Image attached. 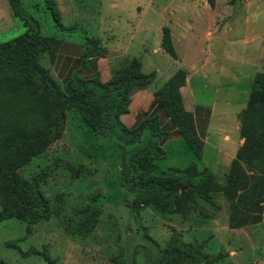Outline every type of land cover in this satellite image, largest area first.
I'll return each instance as SVG.
<instances>
[{"label":"rangeland","instance_id":"rangeland-1","mask_svg":"<svg viewBox=\"0 0 264 264\" xmlns=\"http://www.w3.org/2000/svg\"><path fill=\"white\" fill-rule=\"evenodd\" d=\"M54 1L63 27L75 35H87L105 52L134 56L141 67L143 63L142 73H155L157 89L182 70L181 95L192 96L187 80L198 79L195 101L199 104L212 101L216 88L234 90V105L226 107L229 116L220 111L211 117L212 129L201 157L195 158L185 141L172 142L154 172L197 184L204 176L190 178L168 170L195 163L198 171L207 167L222 185L239 147L231 151L219 147L220 162L215 167L210 163L214 154L204 155V150L217 148L219 141L232 144L242 139L239 116L255 74L264 73V0H215L214 8L207 0ZM19 6L24 16L39 24L43 36L62 34L45 0H19ZM164 26L170 28L177 59L159 52ZM26 31L9 0H0V45ZM186 101L187 108L193 106L192 99ZM219 120L227 121L221 134ZM120 154L108 140L91 132L76 112L69 111L61 138L18 170L24 179L43 177L40 190L51 200L53 214L33 225L16 219L0 223V260L7 264H160L164 249L179 237L217 258L214 264H264V204L261 222L244 226H239L246 217L240 212L251 214L254 209L249 205L232 212L230 202L216 192L209 204L197 196L186 214L160 213L148 206L137 217L128 207L134 196L122 182ZM86 206L99 211L88 234L76 228L73 220V213ZM231 219L239 227L230 226Z\"/></svg>","mask_w":264,"mask_h":264},{"label":"trees","instance_id":"trees-1","mask_svg":"<svg viewBox=\"0 0 264 264\" xmlns=\"http://www.w3.org/2000/svg\"><path fill=\"white\" fill-rule=\"evenodd\" d=\"M56 25L54 0H45ZM13 14L27 26V31L0 45V223L16 219L26 224L48 221L54 208L40 190L39 178L24 179L18 170L41 155L59 140L64 132L67 113L76 112L86 127L108 140L120 150V176L133 194L128 204L131 214L139 217L143 208L152 206L160 213L186 214L189 203L198 196L206 201L221 192L230 202L232 212L251 206L239 226L261 222L264 204V73H256L250 87L246 107L239 116V134L243 144L231 161L225 180L219 185L206 171L195 164L181 170L190 178L204 176L199 183L181 182L165 175H155L156 162L166 157L160 142L166 133L160 129L157 112L143 118L135 127L127 128L120 120L129 111L131 95L146 89L155 73L144 74L141 63L132 58L112 72L108 82L97 78L82 79L74 75L59 85L42 66L40 58L51 59L59 41L43 36L38 23L21 13L19 0H9ZM214 8L215 0H207ZM161 48L177 59L170 28L161 29ZM98 47L89 40L88 53ZM185 85V72L178 70L153 94L158 110L164 112L195 157H201L203 141L198 137L194 116L183 104L180 89ZM78 172L75 173V176ZM76 228L88 234L99 215L89 206L74 212ZM235 224V223H234ZM232 219L230 226L234 225ZM201 247L184 243L179 237L170 241L161 254L160 264H214L217 260L203 253ZM0 264H7L0 260Z\"/></svg>","mask_w":264,"mask_h":264},{"label":"crops","instance_id":"crops-1","mask_svg":"<svg viewBox=\"0 0 264 264\" xmlns=\"http://www.w3.org/2000/svg\"><path fill=\"white\" fill-rule=\"evenodd\" d=\"M67 28L68 27H66V29H60L59 31L62 32V34L60 35L57 34L51 35L56 39H58L59 41L53 59L50 60L47 54H44L41 58L42 66H44L49 71L51 77L61 86L65 85L74 75H78L82 79L97 78L103 83L108 82L114 70L123 67L127 61H129L132 58H135L134 56L127 55L125 53L110 54L112 51L105 52L99 47L95 49L93 52L86 54L88 52L90 39H88L87 35H77V34L75 35L74 30L70 31ZM160 33H161L160 34V38H161L162 37L161 30ZM160 48H159L160 50L159 52H161L162 50ZM152 52L153 54L155 53L154 50ZM142 69H143V63H142L141 71ZM156 73H157L156 75H158L157 70ZM190 81L191 80L189 79L187 80L188 82L187 88L188 91L192 94V96L190 95L191 97L190 96L185 97L183 93L182 94L183 104L185 109L191 112L194 116L196 132L198 137L204 143H207V141L209 140V135L213 124L211 117H217L220 111H222V115L229 116L228 109L226 107L234 105L232 103L231 97L235 96L236 94L233 89L229 90L227 88L219 87L214 89L213 93L216 96L212 101H210L209 103L207 102V103L199 104L198 102L195 101L196 86L198 85L197 84L198 79L193 82ZM156 84H158L157 78H156ZM203 86L205 87L204 88L205 90L206 88H208L206 85ZM156 90L157 88L152 83L146 89L134 92L131 95L129 111L127 114L122 115L120 117V120L127 128H133L143 118H146L151 114L157 112L159 117L160 129L166 133V136L160 142L161 148L165 151V147L168 144L172 142H179L183 139L180 137L176 128L172 125L169 118L164 114V112L156 108V105L154 103V96H153ZM190 99H192L193 101V106L191 107L190 105L187 108L186 100H190ZM224 120H226L225 117ZM224 120L222 121L219 120V122H216L218 124L217 127H220L219 134L222 133L221 130H223V128L227 127V125L225 124L227 121ZM216 121H218V119H216ZM237 127L239 129V125ZM242 144H243V139H239V138L237 141L233 140L232 144H224L221 141H219L218 147L215 149H210L209 146L208 148L206 147L204 150V155L205 152H212V154H214L213 156L215 157L214 158L212 157V161L210 163H212V167H215L216 164L220 162V160L217 159L218 158L217 155L221 154L219 147H223V146L225 148L228 147L231 151L232 149L234 150L237 149V147H240ZM157 162H156V167H157L156 171L158 170ZM192 164L195 163H191L190 165ZM188 166L178 169L169 168L168 170L169 172L172 171L175 174L177 173L182 175L184 173L181 172V170L187 168ZM203 170L208 172L214 177L213 173H211V171L207 167L205 168L203 167ZM159 174L170 176L169 174L164 172H161ZM216 193H221V192H216ZM212 200L213 198H211L210 202L208 201V204L211 203Z\"/></svg>","mask_w":264,"mask_h":264}]
</instances>
